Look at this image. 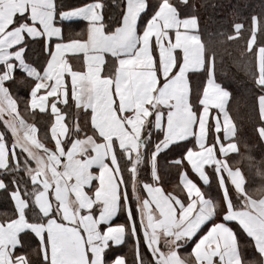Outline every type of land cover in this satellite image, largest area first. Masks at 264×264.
Wrapping results in <instances>:
<instances>
[{
  "label": "snow or ice",
  "instance_id": "obj_1",
  "mask_svg": "<svg viewBox=\"0 0 264 264\" xmlns=\"http://www.w3.org/2000/svg\"><path fill=\"white\" fill-rule=\"evenodd\" d=\"M105 7L0 0V176L10 177L13 205L0 219V264H129L127 255H110L129 241L131 264H264V184L250 190L242 167L229 163L230 154L253 158L247 143L240 152L230 93L216 80L215 43L201 34L195 5L182 13L172 0H121L115 16ZM80 22L85 29L64 35ZM242 27L234 25L237 35ZM257 27L253 16L248 71L258 93L254 132L264 143ZM36 42L42 60L29 59ZM17 71L32 83L25 105L51 108V148L7 86ZM68 108L71 125L63 123ZM172 148L181 150L172 161L179 191L169 192L159 157ZM118 216L124 222L113 224ZM189 246L185 256L194 259L181 255Z\"/></svg>",
  "mask_w": 264,
  "mask_h": 264
},
{
  "label": "trees",
  "instance_id": "obj_2",
  "mask_svg": "<svg viewBox=\"0 0 264 264\" xmlns=\"http://www.w3.org/2000/svg\"><path fill=\"white\" fill-rule=\"evenodd\" d=\"M172 1L182 13H189L190 6L194 4L195 14L199 17L201 34L205 41L211 39L215 43L216 80L230 93L228 110L237 129L236 138L240 152H245L244 144L247 143L249 149L246 154L253 158L249 162L242 160L240 156V167L248 178L249 189L259 188L264 184V177L257 171V169L264 171V143L257 139V134L254 132L253 108L254 106L258 108L256 99L258 93L252 91L248 67L254 57L247 48V40L251 38L252 17L255 16L258 18V27L254 47L264 43V0H188L189 7L182 5L180 0ZM62 2L66 4L64 0ZM103 2L106 5L105 15H118L117 5L121 0H115V3L113 0H103ZM237 23L243 26L238 35L234 30V25ZM3 128L0 122V131ZM163 170L165 176L162 177V184L173 182L174 171L167 169L166 166ZM0 179H5L9 183L8 189L0 190V219H3L13 206L10 198L12 185L10 177L0 176ZM212 186L215 188L214 185ZM116 221L124 222V217L118 216ZM129 242L125 243L122 249H117V252L127 255L131 264L133 253L129 251ZM34 249L35 244L25 239V251L29 258L38 261L39 257Z\"/></svg>",
  "mask_w": 264,
  "mask_h": 264
},
{
  "label": "crops",
  "instance_id": "obj_3",
  "mask_svg": "<svg viewBox=\"0 0 264 264\" xmlns=\"http://www.w3.org/2000/svg\"><path fill=\"white\" fill-rule=\"evenodd\" d=\"M64 1H65L66 5H74L75 3H77V0H73V1L64 0ZM149 2L155 3V0H149ZM69 28L71 29V32H70ZM85 28H86V24L84 22L75 23V24H72L71 26L65 25L64 26V35L67 37L70 34L79 33L81 29H85ZM73 38H80V37L77 35H73ZM85 38H86V35H85ZM28 56H29L30 60H36L37 57H39L42 60L43 54H42V49H41V45L39 42H36L35 44L30 46ZM16 75H17V79L15 81H12L11 83H9L7 86L10 88V90L13 94V97L15 99H17V101H18V109L28 124H35V126H36V134H35L36 139L38 141H40L41 143H43L46 147L51 148L54 146V141L51 138V130H50L51 124L54 122V117L51 116V108L49 106L48 108H46L42 111L39 108L32 109L30 107V105L26 106L24 98L26 96H29L32 83L30 80H27V79L22 81L20 79L19 71H17ZM195 85H196V80L194 79L193 80V87L194 88H195ZM201 90H202V85H201ZM26 107H27V111H25ZM62 111L64 114L63 123H65L66 125L73 124L74 120L76 119V117L74 115L75 109L74 108H68V109H62ZM229 115H230V113H229ZM5 116H6V114H5ZM230 117H231V115H230ZM79 119H80V122L83 123V116H80ZM232 121H233V119H232ZM233 124H234V121H233ZM19 134L21 136H23L24 135V129H21ZM37 151H43V150L37 149ZM180 154H181L180 148H172L171 151L166 152L159 157V175L161 176V178L165 176L164 170H163V168L165 166L167 169H171L174 171L173 182L160 185L162 188H164L165 190H167L169 192H173L174 190L179 191V188L177 187L178 182H179V176H178V172H177L176 167L172 164V161L175 160V158L177 156H179ZM229 163L233 167H237V166L240 167V155L230 154ZM209 174L211 175V170H209ZM195 179L201 188L205 187L199 181L198 178H195ZM213 185L215 186V178L214 177H213ZM0 190H2V189H0ZM145 195H146V193H145ZM112 223L113 224H120L123 222L116 221V217H114ZM129 243H131V242H129ZM123 246L119 247V248H114L113 252L110 255H112V256L124 255L122 252H120V253L117 252V249H120V248L122 249ZM35 248H36V245H35ZM17 251H19V249ZM180 251H181V255L185 256L186 253L191 252V247L190 246L185 247V248L181 249ZM185 258L194 259V257H187V256H185Z\"/></svg>",
  "mask_w": 264,
  "mask_h": 264
}]
</instances>
